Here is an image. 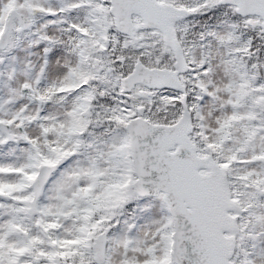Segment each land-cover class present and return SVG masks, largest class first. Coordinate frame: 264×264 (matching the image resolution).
Wrapping results in <instances>:
<instances>
[{"label": "snow or ice", "instance_id": "obj_1", "mask_svg": "<svg viewBox=\"0 0 264 264\" xmlns=\"http://www.w3.org/2000/svg\"><path fill=\"white\" fill-rule=\"evenodd\" d=\"M0 264H264V0H0Z\"/></svg>", "mask_w": 264, "mask_h": 264}]
</instances>
